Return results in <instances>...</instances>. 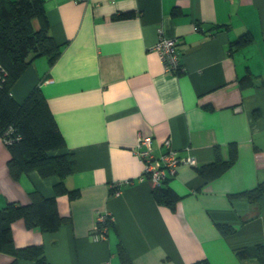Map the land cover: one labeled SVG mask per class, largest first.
Masks as SVG:
<instances>
[{"label": "crops", "instance_id": "1", "mask_svg": "<svg viewBox=\"0 0 264 264\" xmlns=\"http://www.w3.org/2000/svg\"><path fill=\"white\" fill-rule=\"evenodd\" d=\"M49 33L61 46L49 63L36 58L14 84L17 103L39 87L75 171L56 196L67 219L56 230L11 224L14 246L43 245L47 264H264V194L250 203L232 196L264 180V0H42ZM34 27L39 22L34 21ZM244 36L238 45L232 42ZM176 40L181 69L167 72L152 47ZM249 84L241 85L244 76ZM152 138L155 157L164 142L181 160L166 184L180 196L173 208L158 204L134 152ZM235 161L206 181L196 168L211 163L214 147ZM0 136V208L30 203V193L54 196L57 175L14 176ZM118 191V193H116ZM111 217L104 240L92 229ZM232 226L224 236L218 225ZM253 250L240 258L236 251ZM13 257L0 252V264ZM17 264H35L19 259Z\"/></svg>", "mask_w": 264, "mask_h": 264}, {"label": "trees", "instance_id": "2", "mask_svg": "<svg viewBox=\"0 0 264 264\" xmlns=\"http://www.w3.org/2000/svg\"><path fill=\"white\" fill-rule=\"evenodd\" d=\"M39 27H34V21ZM245 35L231 45L245 41ZM61 53L58 45L49 33V24L42 0H0V136L9 129L7 137L11 143L8 167L14 176L37 171L42 177L57 175L60 181L54 185V196L44 197L38 191L30 193V203L21 205L8 203L0 208V252L13 257L9 264H17L19 259L32 260L35 264H47L43 245H30L21 248L14 246L11 224L22 218L28 227H37L44 232L56 230L67 221L58 213L56 196L68 192L64 179L75 171V158L72 153L52 154L64 148L65 142L48 108L44 95L35 87L22 103H17L11 90L25 69L38 57H47L53 63ZM241 85L251 82L250 76H244ZM229 159L223 160L220 148L214 147V159L211 163L196 168V172L206 181L219 177L236 159L235 143L230 144ZM167 180L153 189V197L158 204L173 208L180 196L169 186ZM264 194V180L251 190L232 196L245 197L250 203L257 202ZM224 236L234 232L228 225H218ZM256 255L264 261V247L255 248ZM240 258L253 255V250L242 248L236 251ZM118 256L121 264H132L130 258L119 245ZM194 264H209L201 260Z\"/></svg>", "mask_w": 264, "mask_h": 264}, {"label": "built area", "instance_id": "3", "mask_svg": "<svg viewBox=\"0 0 264 264\" xmlns=\"http://www.w3.org/2000/svg\"><path fill=\"white\" fill-rule=\"evenodd\" d=\"M88 1V0H82ZM152 50L157 52L164 63V68L167 72L177 73L181 69L179 52L176 40L169 38H160L158 42L152 47ZM9 129L3 136H1L4 143H11V139L7 137ZM152 138L140 137L134 148V152L143 162V177L148 178L155 187L160 186L167 177L174 174L176 167L179 163L185 162L193 164V160H181L176 152L172 149L170 141L166 140L164 146L166 152L161 156L155 157L152 151ZM118 193V191L116 192ZM111 217L108 214H100L97 218L96 225L92 229V237L94 240H104L107 230V224L110 222ZM102 264H109L104 262Z\"/></svg>", "mask_w": 264, "mask_h": 264}]
</instances>
